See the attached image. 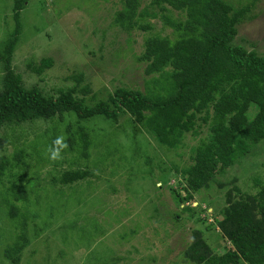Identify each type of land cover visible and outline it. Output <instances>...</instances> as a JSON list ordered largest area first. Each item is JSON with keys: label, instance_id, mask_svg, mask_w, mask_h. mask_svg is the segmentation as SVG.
<instances>
[{"label": "rangeland", "instance_id": "obj_1", "mask_svg": "<svg viewBox=\"0 0 264 264\" xmlns=\"http://www.w3.org/2000/svg\"><path fill=\"white\" fill-rule=\"evenodd\" d=\"M149 1L143 0L142 7L162 14ZM228 1L234 5L244 2ZM121 4V0H27L20 12L21 29L11 60L25 85H36L44 93L55 94L57 88L73 86V75L81 73L78 87L88 85L90 90L80 95H85L91 105L118 87L144 90L147 75L144 63L138 60L144 40L154 34L172 38L173 30L161 18L149 16L143 23H150V29L125 32L112 21ZM12 5L13 0H0V44L15 24ZM163 13L176 17L178 12L167 7ZM251 13L253 18L237 25L235 42L264 54V0H259ZM43 57L52 59V66L43 73L36 74L27 67L29 61L38 64ZM1 72L0 62V77ZM64 119L73 121L66 114ZM131 121L127 113H119L115 121H86L98 138L108 132L105 135L109 136V148L114 151L104 156V148L91 150L81 165L89 168L94 177L68 186H48L42 193L39 190V197L29 200L28 210L20 212L28 214L24 228L20 229V221L6 215L0 201V264H11L10 257H15H6L4 250L13 244L18 232L26 238L19 240L25 245L17 253L16 264H194L184 256L194 228L203 230L214 253L224 252L228 243L215 221L225 207V193L235 185L242 192H256L254 177H264V141L217 174V182L208 189L193 193L184 203L192 211L182 212L183 204L174 196L186 194L181 170L189 163L190 146L205 137L206 127L198 129L196 135L183 133L180 146L167 149L144 132L127 137ZM47 125L34 121L2 127L0 131L7 137L17 128L13 136L16 141L7 146V152L23 145L30 152L32 138L44 133ZM39 145V150L48 149L38 137L33 146ZM60 156L64 164L56 171L68 165L71 154ZM69 168H75L74 164ZM51 169L50 164H45L34 177L50 179ZM161 179L167 180L166 184ZM44 181L35 184L42 186ZM173 213L179 216L175 219ZM197 216L205 221H196Z\"/></svg>", "mask_w": 264, "mask_h": 264}, {"label": "trees", "instance_id": "obj_2", "mask_svg": "<svg viewBox=\"0 0 264 264\" xmlns=\"http://www.w3.org/2000/svg\"><path fill=\"white\" fill-rule=\"evenodd\" d=\"M258 1L244 0L234 5L228 0H150L149 5L162 13L158 14L142 7L143 0H121V8L115 11L112 21L122 30L150 29L152 25L144 20L157 16L172 28L173 37L154 34L145 38L138 56L147 75L144 90L118 87L91 105L85 95H80L90 90L88 85L78 87L81 73L73 75V86L57 88L55 94L44 93L36 85H25L11 60L21 29L20 12L27 0H13L15 24L0 44V129L34 121L48 125L44 133L32 138L30 152L23 145L9 154L7 146L16 141L13 136L17 128L12 129L10 137L0 131V201L6 215L20 221L22 229L28 214L20 212L28 210L31 197H39L48 186H68L94 177L81 163L88 160L92 149L104 148V156L114 149L109 148L107 131L98 138L85 122L99 118L115 121L119 113L132 118L127 137L144 132L167 149L179 147L183 133L196 135L198 129L206 127L205 137L190 146L189 163L181 170L186 194L174 195L183 204L182 212L192 211L184 203L193 193L208 189L217 182V174L264 141V54L235 42L237 25L254 17L251 12ZM167 7L177 11V16L164 14ZM51 66L50 57H43L38 64L27 63L36 74ZM65 114L73 121L66 122ZM60 136L65 137L67 144L60 154L69 153L71 157L68 165L56 171L64 163L50 160L49 150ZM38 137L48 145L47 150L33 146ZM70 162L75 168H69ZM45 164L52 166L51 178L34 177ZM43 179L44 184L37 186ZM253 181L258 186L254 193L242 192L237 185L225 193V207L221 218L215 221L228 243L224 252L214 253L203 230L194 228L192 241L184 250L186 259L194 264H264V177H254ZM174 214L176 219L179 214ZM193 215L194 212L190 214ZM196 221L205 219L197 216ZM69 226L74 227L73 223ZM23 237L18 232L13 244L4 250L6 257L15 256L10 257L11 264L18 262L17 253L25 245L19 241Z\"/></svg>", "mask_w": 264, "mask_h": 264}, {"label": "clouds", "instance_id": "obj_3", "mask_svg": "<svg viewBox=\"0 0 264 264\" xmlns=\"http://www.w3.org/2000/svg\"><path fill=\"white\" fill-rule=\"evenodd\" d=\"M53 144H54V147L49 150L51 153L49 156V159L52 161H56V160H59L62 158L60 156L61 150L67 148V144L65 142V137H63V136L57 137L54 140Z\"/></svg>", "mask_w": 264, "mask_h": 264}]
</instances>
